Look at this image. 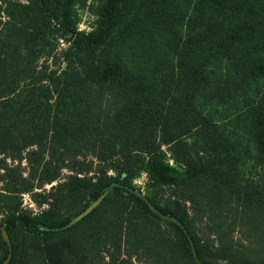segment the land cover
Segmentation results:
<instances>
[{
	"label": "trees",
	"instance_id": "16d2710c",
	"mask_svg": "<svg viewBox=\"0 0 264 264\" xmlns=\"http://www.w3.org/2000/svg\"><path fill=\"white\" fill-rule=\"evenodd\" d=\"M162 1L105 0L96 29L85 34L69 24L68 1L57 16L51 10L53 0H0V157L19 161L26 153L28 165L33 157L47 158L40 166V181L56 182L46 209L36 214L7 211L2 225L8 243L0 230V264L9 247L8 264H28L26 238L38 245L39 264H65L62 258L69 253L71 264H196L188 236L201 264H264L256 251L210 247L192 222L149 198L163 215L179 220L186 233L173 223L172 231L167 230L145 201L130 192L140 164L153 190L200 183L209 193L228 189L232 182L224 171L181 153L184 134L176 126L203 86L206 65L245 42L252 26L212 23L185 40L173 35L166 47L174 53L179 93L169 103H158L150 87L127 67L118 46L133 30L132 13L149 8L157 14ZM217 2L220 8L229 4ZM57 35L67 45L64 65L52 56ZM252 49L264 52V41ZM252 70L255 77H264V59ZM157 134L185 166L184 179L162 161ZM256 148L264 158V139ZM82 150L91 152L97 168L60 178L66 162H74ZM77 197L85 203L76 210L66 208Z\"/></svg>",
	"mask_w": 264,
	"mask_h": 264
},
{
	"label": "rangeland",
	"instance_id": "374dc122",
	"mask_svg": "<svg viewBox=\"0 0 264 264\" xmlns=\"http://www.w3.org/2000/svg\"><path fill=\"white\" fill-rule=\"evenodd\" d=\"M53 1L51 10L57 16L68 1L69 24L85 34L96 29L105 4V0ZM156 9L157 14H150L149 8L139 14L132 13L133 30L119 44L118 52L127 67L150 87L158 103H169L179 93L175 83L174 53L166 47L172 43L173 35L185 40L212 23L224 28L243 22L252 26L245 42L234 45L229 55L213 59L206 65L203 86L190 106L183 110L176 126L184 134L179 141L183 147H180L181 153L195 163L224 171L232 182L228 189L209 193L201 189L200 183L157 186L153 190L140 164L130 192L143 201L149 202L151 198L163 210L183 215L210 247L231 245L233 249L256 251L264 262V158L256 148L257 141L264 139V77H255L252 70L264 59V52L252 49L264 41V0H229L227 8H220L217 0H163ZM53 39L54 61L64 65L63 53L67 45L58 35ZM157 139L162 161L173 169L178 179H184L183 163L176 160L169 145L161 143L160 134ZM45 160L47 158L33 157V164L28 165L26 153L19 161L0 157V230L6 243L2 220L7 211L16 209L36 214L47 208L51 187L56 182L40 181V166ZM65 165L68 167L61 170L60 178L73 173H90L99 162L91 152L82 150L74 162ZM69 201L72 202L66 208L76 210L86 199L77 197ZM96 205L90 203L89 206ZM153 213L169 231L173 229L172 223L180 228L183 226L175 218L157 211ZM24 246L29 254L27 263L39 264L38 245L26 238ZM62 259L65 264H71L73 255L66 254Z\"/></svg>",
	"mask_w": 264,
	"mask_h": 264
},
{
	"label": "water",
	"instance_id": "95a60500",
	"mask_svg": "<svg viewBox=\"0 0 264 264\" xmlns=\"http://www.w3.org/2000/svg\"><path fill=\"white\" fill-rule=\"evenodd\" d=\"M105 194H103L99 199H97L96 201H94L93 203H96V204H98L100 201H101V199L103 198V196H104ZM145 203L148 205V207L150 208V210L152 211V212H160V211H158L154 206H152L151 205V203L150 202H148V201H145ZM95 207V206H94ZM93 207H90V206H88L82 213H80L79 215H77L72 221H71V223L70 224H73V223H75V222H77V221H79L83 216H85L91 209H92ZM161 213V212H160ZM162 214V213H161ZM163 215V214H162ZM168 217V216H167ZM169 218H171V219H174V218H172V217H169ZM176 221V220H175ZM181 228L183 229V226H181ZM184 230V229H183ZM184 232H185V230H184ZM186 233V232H185ZM188 241H189V245H190V250H191V255H192V257H193V260L195 261V263L196 264H201V262L199 261V259H198V256H197V253H196V250H195V247H194V245H193V242H192V240L190 239V237L188 236ZM10 258H11V248H9V253H8V255H7V257H6V259L1 263V264H8L9 263V261H10Z\"/></svg>",
	"mask_w": 264,
	"mask_h": 264
}]
</instances>
